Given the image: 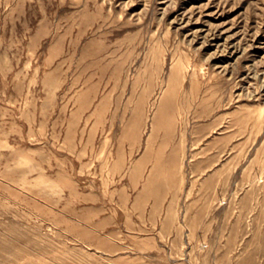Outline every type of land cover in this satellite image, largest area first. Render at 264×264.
Masks as SVG:
<instances>
[{
  "label": "rangeland",
  "instance_id": "374dc122",
  "mask_svg": "<svg viewBox=\"0 0 264 264\" xmlns=\"http://www.w3.org/2000/svg\"><path fill=\"white\" fill-rule=\"evenodd\" d=\"M0 264H264V0H0Z\"/></svg>",
  "mask_w": 264,
  "mask_h": 264
}]
</instances>
